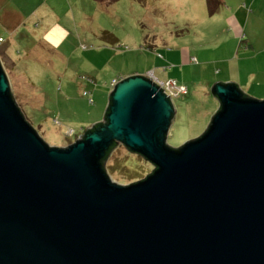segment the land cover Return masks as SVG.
<instances>
[{
  "label": "water",
  "instance_id": "95a60500",
  "mask_svg": "<svg viewBox=\"0 0 264 264\" xmlns=\"http://www.w3.org/2000/svg\"><path fill=\"white\" fill-rule=\"evenodd\" d=\"M204 133L172 149L174 109L147 77L119 80L102 123L65 148L23 117L0 60V264H264V100L217 83ZM154 166L121 186L118 145Z\"/></svg>",
  "mask_w": 264,
  "mask_h": 264
},
{
  "label": "rangeland",
  "instance_id": "374dc122",
  "mask_svg": "<svg viewBox=\"0 0 264 264\" xmlns=\"http://www.w3.org/2000/svg\"><path fill=\"white\" fill-rule=\"evenodd\" d=\"M206 2H202L201 18L195 21V29L185 26L183 19L189 14L178 7L176 0H153L149 5L146 0H69L59 1L56 12L50 4L48 11L54 16L51 22L60 21L71 34L63 47L29 53L12 47L9 59L0 51L11 92L23 117L47 145L65 148L103 121L111 81L123 79L125 71L132 67L142 69L145 60L161 61L159 56L165 55V50L174 49L172 62L162 61L163 70H153L155 77H161L162 81L168 79L164 73L171 77L176 74L179 79L181 73L187 75L182 82L187 87V95L171 101L174 118L166 144L177 149L200 137L219 106L209 88L215 70L203 66V60L212 62L228 57L227 53H216L226 37L224 20L218 15L210 20ZM213 22L216 28V23L222 24L216 30L222 29V32L210 45L191 51L192 57H199L197 65L191 59L193 67H181L177 63L180 58L176 57L178 45L174 42L185 35L184 42L199 43L194 42L197 39L194 34L203 37L204 27ZM103 31L112 33L118 44L102 41ZM210 38H201L200 43ZM139 59L144 60L142 66L137 62ZM104 169L113 182L126 186L144 180L154 166L118 144L105 161Z\"/></svg>",
  "mask_w": 264,
  "mask_h": 264
},
{
  "label": "crops",
  "instance_id": "0c3cea01",
  "mask_svg": "<svg viewBox=\"0 0 264 264\" xmlns=\"http://www.w3.org/2000/svg\"><path fill=\"white\" fill-rule=\"evenodd\" d=\"M59 1L67 2L69 0H0V51L6 59H9L8 55L12 47L25 50L27 53L49 52L50 49L54 50L63 47L71 34L68 32L67 27L61 25L60 21H55L56 23L53 24L51 18L54 16L49 14L48 11L51 4L52 10L56 12ZM149 1L153 0H146V5H149ZM176 1L178 2V7L186 9L190 15L183 19L186 23L185 26H192L193 29L197 28L195 21L201 18V6L205 0ZM209 4L214 8L213 14L208 13L210 20H214V16L218 15L224 20L223 24H225L226 37L222 41L221 46L216 48V53L228 54L226 59H217L212 62L203 60V66H209L210 69L214 68L215 70L214 79L210 83L209 88L211 89L217 83H232L238 86L245 97L264 100V0H212ZM206 5L208 9L207 2ZM65 15H68L67 11ZM191 17L192 21H190ZM216 24L218 27L222 26L220 22ZM218 27L216 28L214 22L207 25L204 27L205 35L203 37L195 32L194 38L197 36V39L194 42L199 43L184 42L183 40L187 38L185 35H182L181 39L174 42V44L178 45L176 47L178 51L176 57L180 58L177 63L181 67L185 65L193 67L191 64V59H193L194 65H197L200 62L199 57H192L191 51L193 53L195 50L201 49V47L210 45L219 32H222V29L216 31ZM206 36L211 38L203 44L200 43L201 38ZM26 39L28 41H25ZM21 45L26 46L21 47ZM174 53H176L174 49L165 50V55L159 56L161 61L158 58L152 61L139 59L137 62L140 66L143 65L144 61L143 68L135 69L132 67L130 71H125L122 78L142 75L146 71L153 72L155 76L154 68L163 70L164 64L161 66L162 61L172 62ZM164 75L168 78L166 81H175L177 79V82H181V84L177 83L178 85L186 87L182 84L186 79V74L181 73V79L179 77L176 78V74H173L172 77L167 73H164ZM160 78L157 79L162 81ZM114 80L118 81L120 79ZM113 81H111V84ZM110 88L112 90L111 86ZM107 107L108 105L105 107V111Z\"/></svg>",
  "mask_w": 264,
  "mask_h": 264
},
{
  "label": "built area",
  "instance_id": "2783aa9c",
  "mask_svg": "<svg viewBox=\"0 0 264 264\" xmlns=\"http://www.w3.org/2000/svg\"><path fill=\"white\" fill-rule=\"evenodd\" d=\"M145 77H147L149 80H151L154 84H156L162 92L172 101L173 98L179 96V95H185L186 89L182 86H179L177 83H175L172 80L168 81H160L158 80L152 72H148L145 74ZM117 81H113L111 86L113 87ZM89 102L92 103V101L89 99ZM71 133V132H70Z\"/></svg>",
  "mask_w": 264,
  "mask_h": 264
},
{
  "label": "trees",
  "instance_id": "16d2710c",
  "mask_svg": "<svg viewBox=\"0 0 264 264\" xmlns=\"http://www.w3.org/2000/svg\"><path fill=\"white\" fill-rule=\"evenodd\" d=\"M114 1H118V0H110V2H114ZM212 0H207V4H208V13L209 14H213L214 13V8L212 7V5H210L209 3L211 2ZM102 41H104L106 44H111V45H115V44H118V40L117 38H115V36L112 34V33H109L107 31H103L100 35ZM119 81V80H118ZM175 83H177L176 81H174ZM186 89V94L187 95V88L184 87ZM13 95V94H12ZM179 96H184V95H179ZM177 96V97H179ZM175 97V98H177ZM91 100V99H90ZM92 101V100H91ZM92 129V128H90Z\"/></svg>",
  "mask_w": 264,
  "mask_h": 264
},
{
  "label": "bare ground",
  "instance_id": "6f19581e",
  "mask_svg": "<svg viewBox=\"0 0 264 264\" xmlns=\"http://www.w3.org/2000/svg\"><path fill=\"white\" fill-rule=\"evenodd\" d=\"M142 76H145V75L142 74Z\"/></svg>",
  "mask_w": 264,
  "mask_h": 264
},
{
  "label": "clouds",
  "instance_id": "9594fccd",
  "mask_svg": "<svg viewBox=\"0 0 264 264\" xmlns=\"http://www.w3.org/2000/svg\"><path fill=\"white\" fill-rule=\"evenodd\" d=\"M118 82V81H117ZM112 87V86H111ZM113 88V87H112Z\"/></svg>",
  "mask_w": 264,
  "mask_h": 264
}]
</instances>
